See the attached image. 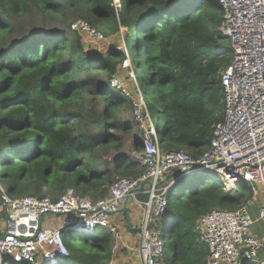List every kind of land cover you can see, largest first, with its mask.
I'll use <instances>...</instances> for the list:
<instances>
[{"label":"trees","instance_id":"16d2710c","mask_svg":"<svg viewBox=\"0 0 264 264\" xmlns=\"http://www.w3.org/2000/svg\"><path fill=\"white\" fill-rule=\"evenodd\" d=\"M33 9L46 19L83 18L107 38L123 32L134 72L155 91L152 105L165 118L163 132L157 130L162 150L194 157L205 151L221 120L220 73L232 59L216 0H120L119 9L113 0H0V178L8 193L40 198L48 190L57 199L71 188L96 200L108 193L112 174L134 178L143 171L133 156L117 158L112 171L93 166L96 146L119 152L131 137L142 152L140 130L137 138L123 118L131 102L109 82L125 51L91 52L68 28H25L22 18ZM250 197L249 188L224 189L211 171L172 184L157 223L165 234L161 264H206L198 217ZM63 240L69 255L61 264H108L116 239L101 226L79 245L68 234Z\"/></svg>","mask_w":264,"mask_h":264},{"label":"built area","instance_id":"2783aa9c","mask_svg":"<svg viewBox=\"0 0 264 264\" xmlns=\"http://www.w3.org/2000/svg\"><path fill=\"white\" fill-rule=\"evenodd\" d=\"M216 1L222 9L219 32L229 40L232 59L220 73L221 120L212 125L205 151L196 157L184 150L163 151L138 84L131 93L116 73L111 74L110 86L130 100L141 131L138 155L143 171L134 178L117 177L108 193L96 200L71 188L57 199L47 193L40 198L15 196L0 181V264H61L69 255L64 234L71 239L82 227L89 228L85 235H90L102 226L117 236L110 217L129 203L140 210L139 264H161L165 235L157 223L165 213L169 187L180 178L211 170L224 189L241 185L255 192L264 187V0ZM74 25L92 39L105 38L84 19ZM128 61L127 56L124 68ZM172 172L177 174L167 179ZM248 206L246 200L235 209L215 207L198 217L196 230L207 248L206 264H264L258 257L264 242L250 234L254 220ZM259 214L264 216V206Z\"/></svg>","mask_w":264,"mask_h":264},{"label":"rangeland","instance_id":"374dc122","mask_svg":"<svg viewBox=\"0 0 264 264\" xmlns=\"http://www.w3.org/2000/svg\"><path fill=\"white\" fill-rule=\"evenodd\" d=\"M210 2H212V0H209ZM117 4L120 5V0H116L115 1ZM78 19H83L80 17H74L72 15L69 16H60L57 17L55 19H46L43 18L40 14L37 13V11L35 9L31 10L30 12H28V14H26L23 18L22 21L25 25V28H29L34 26L35 28H39V30H41V32H48L50 30H57V31H63L66 30V28H68L70 31H76L77 33L81 34L83 37V42L85 47L87 49H89L91 52L94 53H102L105 50H108L109 47L115 46L118 48H122L125 51V59L128 56L127 51L125 50V46H124V42H123V37H122V33L123 32H119L118 35L113 36V37H105L104 39L98 40V39H92L86 35H83L82 33H80L76 26L74 25L76 20ZM90 24V23H89ZM91 25V24H90ZM92 26V25H91ZM129 59V57H128ZM123 60L121 62V64L117 67V72H115L119 78H121L124 82H125V87L128 88L131 93H132V89L133 87H135L136 89V84H138L141 92L143 93L145 99H146V103L148 105V109L150 112V118L151 121L155 127L156 130H158L160 128V132L162 133L164 128H165V118L164 115L162 114V109H157L152 105L153 100L155 99V91L154 90H150L149 86L146 85L144 88L142 87L141 84V79L139 77V73L135 74L134 72V68L130 62V60L128 61L127 65L128 67L124 68L125 66L122 65ZM84 108H80L78 111H80L83 115L84 113ZM123 118L125 120H127L129 122V124L131 125V128L133 129V131L136 134V137L139 138V133H138V129L135 126L134 120H133V116H132V111H124L123 110ZM75 120H79V118H76ZM141 134V131H140ZM131 137L126 138V140L124 141V146L122 148V150H120L119 152H116L114 150H112L111 148H102L101 146H96L95 147V159L93 161V166H95L97 169L100 170H105V169H109L110 171H112V165L114 164V162H116L117 158L121 157V156H128V157H135L139 160V153L135 152L134 149L132 148V142H131ZM82 156L85 155L84 152L80 153ZM111 178H117L115 175L112 174ZM1 183L3 184V180L2 178H0ZM231 189V188H229ZM227 189V190H229ZM238 190L242 191L245 190L243 188V186L238 185ZM46 192L48 193L49 191L46 190ZM49 194V193H48ZM93 199V197H91ZM117 214H113L110 219L112 220V223L114 224H119L121 220L117 219L118 215ZM3 224V223H2ZM117 230V229H116ZM85 234L84 233H79V234H74L71 237V242L75 245H79L80 243V239L84 238ZM117 239V238H116ZM121 249V248H120ZM115 252L118 251V249H114ZM113 251V252H114ZM129 255H123L121 258H118L120 256H116L113 259L110 258L108 264H138L136 261H133L131 258L128 257ZM112 259V260H111ZM139 262V261H138Z\"/></svg>","mask_w":264,"mask_h":264},{"label":"crops","instance_id":"0c3cea01","mask_svg":"<svg viewBox=\"0 0 264 264\" xmlns=\"http://www.w3.org/2000/svg\"><path fill=\"white\" fill-rule=\"evenodd\" d=\"M246 200H249L248 211L251 218L254 220L251 225L250 234L264 242V216L260 217L259 214L261 207L264 206V187L257 189L255 192L251 191L250 199H245L243 202ZM126 210L128 212L127 216L124 213H118L120 216L117 215V219L121 221L119 224H115L118 231V237H116L117 239L115 238L116 240L112 247L111 258L113 259L116 256H120L118 258H121L123 255H129V258L139 264L136 258V249L139 241L138 224L140 219V210L138 207L130 203ZM127 218L129 219L128 224L126 223ZM114 249H118V251L115 252ZM258 257L264 260V249L259 253Z\"/></svg>","mask_w":264,"mask_h":264},{"label":"water","instance_id":"95a60500","mask_svg":"<svg viewBox=\"0 0 264 264\" xmlns=\"http://www.w3.org/2000/svg\"><path fill=\"white\" fill-rule=\"evenodd\" d=\"M176 174H177V172H172L170 175H168V176H166V177H167V179H169L170 177H173V176L176 175ZM142 187H143V183L140 185L139 189H142ZM119 213H124L126 216L128 215V212H127V210H126V208H125V205L122 206V207L119 209ZM126 223H127V224L129 223V219H128V218H127ZM138 229H139V228H138Z\"/></svg>","mask_w":264,"mask_h":264},{"label":"bare ground","instance_id":"6f19581e","mask_svg":"<svg viewBox=\"0 0 264 264\" xmlns=\"http://www.w3.org/2000/svg\"><path fill=\"white\" fill-rule=\"evenodd\" d=\"M209 171H211V170H209ZM211 172H214V171H211ZM214 173L217 175V178L220 180L219 175H218L216 172H214ZM97 229H98V228H97ZM97 229H96V230H97ZM80 230H81L82 233L85 234V233L88 232L89 228H87V227H82V228H80ZM96 230H95V231H96ZM65 259H66V258H65Z\"/></svg>","mask_w":264,"mask_h":264},{"label":"clouds","instance_id":"9594fccd","mask_svg":"<svg viewBox=\"0 0 264 264\" xmlns=\"http://www.w3.org/2000/svg\"><path fill=\"white\" fill-rule=\"evenodd\" d=\"M129 57V56H128ZM130 60V59H129ZM127 208V207H125ZM119 213V212H118ZM112 221V220H111ZM112 225L116 228L115 224L112 223ZM117 229V228H116ZM117 231V230H116ZM138 232H139V229H138ZM164 234V233H163ZM92 235V234H90ZM90 235H85L84 237H87V236H90ZM165 235V234H164ZM115 236V235H114ZM118 237V231H117V236H115V238ZM70 239V238H69ZM71 240V239H70Z\"/></svg>","mask_w":264,"mask_h":264}]
</instances>
